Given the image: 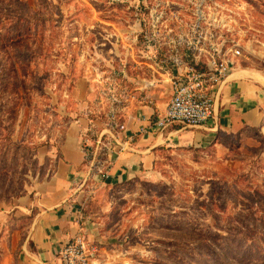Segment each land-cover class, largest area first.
Returning <instances> with one entry per match:
<instances>
[{
  "label": "rangeland",
  "instance_id": "obj_1",
  "mask_svg": "<svg viewBox=\"0 0 264 264\" xmlns=\"http://www.w3.org/2000/svg\"><path fill=\"white\" fill-rule=\"evenodd\" d=\"M217 1L0 0V222L52 173L78 81L98 79L99 104L127 63L135 22L163 13V32L186 34L203 14L205 31L238 41L241 63L264 70V0ZM82 225L99 245L95 264H264V134L247 127L164 152L146 175L96 188Z\"/></svg>",
  "mask_w": 264,
  "mask_h": 264
},
{
  "label": "crops",
  "instance_id": "obj_2",
  "mask_svg": "<svg viewBox=\"0 0 264 264\" xmlns=\"http://www.w3.org/2000/svg\"><path fill=\"white\" fill-rule=\"evenodd\" d=\"M144 19L135 22L130 43L124 45L130 56L127 63L117 64L116 69L119 82L132 92V98L120 112L121 120L127 124L122 137L130 139L131 149L112 154L108 161L110 176L103 184L86 181L88 165L83 137L90 121L86 112L97 106L100 83L96 78L83 76L70 96L74 104L69 110L71 117L51 152L52 173L33 192L17 198L14 205L3 210V264H58L60 249L84 227L79 209L91 185L99 187L142 177L157 165L164 152L205 148L219 143L222 135L247 127L264 134V70L243 65L240 60L225 82L215 88L216 115L206 124H173L160 133L150 127L172 98L175 70L159 64L146 49L133 44L135 31L141 28L144 40L145 33L151 30ZM173 51V46L166 44L160 55ZM142 127L150 128L141 132Z\"/></svg>",
  "mask_w": 264,
  "mask_h": 264
},
{
  "label": "built area",
  "instance_id": "obj_3",
  "mask_svg": "<svg viewBox=\"0 0 264 264\" xmlns=\"http://www.w3.org/2000/svg\"><path fill=\"white\" fill-rule=\"evenodd\" d=\"M207 5L221 8L217 0H204V6ZM162 14L144 19L151 27L144 35L147 54L159 64L170 65L175 70L172 98L166 110L150 126L158 133L173 124L198 127L214 118L215 88L225 82L242 56V47L238 41H230L215 30L205 31L203 24L210 17L198 15L189 33L166 34L161 29L166 19ZM166 44L173 46L174 51L161 56L160 50ZM183 48L185 53L182 52ZM103 93L100 103L86 112L90 121L83 137L88 165L86 181L91 180L94 184H103L109 178L112 154H123L131 149L130 139L124 140L122 137L127 124L121 120L120 112L132 98V92L115 75ZM100 104L101 109L97 111ZM150 127H142L141 132H146ZM96 188L97 185L89 188L88 196L80 205V217L86 200L92 198ZM99 252V245L90 240L81 226L60 249L58 264H95Z\"/></svg>",
  "mask_w": 264,
  "mask_h": 264
},
{
  "label": "trees",
  "instance_id": "obj_4",
  "mask_svg": "<svg viewBox=\"0 0 264 264\" xmlns=\"http://www.w3.org/2000/svg\"><path fill=\"white\" fill-rule=\"evenodd\" d=\"M16 3H21V0H14Z\"/></svg>",
  "mask_w": 264,
  "mask_h": 264
}]
</instances>
